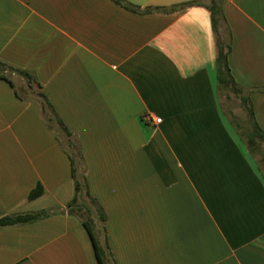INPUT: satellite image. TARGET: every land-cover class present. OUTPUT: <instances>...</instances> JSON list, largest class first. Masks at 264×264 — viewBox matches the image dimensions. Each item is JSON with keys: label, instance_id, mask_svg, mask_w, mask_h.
Wrapping results in <instances>:
<instances>
[{"label": "crops", "instance_id": "1", "mask_svg": "<svg viewBox=\"0 0 264 264\" xmlns=\"http://www.w3.org/2000/svg\"><path fill=\"white\" fill-rule=\"evenodd\" d=\"M223 10L233 76L264 129V0H223ZM216 57L202 5L0 0V60L37 80L28 92L22 76L0 79V219L51 211L0 228V264H100L66 210L72 162L38 92L81 146L116 264H264V173L225 109Z\"/></svg>", "mask_w": 264, "mask_h": 264}, {"label": "trees", "instance_id": "2", "mask_svg": "<svg viewBox=\"0 0 264 264\" xmlns=\"http://www.w3.org/2000/svg\"><path fill=\"white\" fill-rule=\"evenodd\" d=\"M113 1L137 13L170 12L193 5H202L210 10L217 48L218 89L221 96L223 93L227 94L230 91L240 100L241 107L245 113L244 125L234 118H232V121L246 143L248 150L258 159L260 169L264 173V129L256 119L254 107L249 97V90L236 82L231 70L229 55L233 47V35L224 14L223 0H190L169 7L147 6L145 8L132 4L128 0ZM13 74L25 78V86L28 92L33 88V83H37L36 78L28 70L16 68L0 60V79H6L15 86L12 79ZM16 92L18 96L23 98L19 90L16 89ZM37 95L39 96L42 114L48 127L55 130L57 138L71 158L72 173L75 179V195L67 204L66 210L82 220L92 237L96 256L100 264H116L107 241V214L97 198L90 192L84 171V157L81 146L73 132L57 115L47 96L42 92H38ZM81 167L83 168L82 171H80ZM41 193L42 187L39 185L32 190L30 199L38 197ZM50 213V210H40L8 215L0 219V228L32 222ZM99 233L104 236L102 239L99 237ZM109 258L110 262H108Z\"/></svg>", "mask_w": 264, "mask_h": 264}, {"label": "rangeland", "instance_id": "3", "mask_svg": "<svg viewBox=\"0 0 264 264\" xmlns=\"http://www.w3.org/2000/svg\"><path fill=\"white\" fill-rule=\"evenodd\" d=\"M228 96L231 99L230 103H228L229 101L226 99ZM222 101L224 102L225 109L230 111V116L244 125L245 113L241 107L240 101H238L237 96L234 93L228 91L227 94H222Z\"/></svg>", "mask_w": 264, "mask_h": 264}, {"label": "built area", "instance_id": "4", "mask_svg": "<svg viewBox=\"0 0 264 264\" xmlns=\"http://www.w3.org/2000/svg\"><path fill=\"white\" fill-rule=\"evenodd\" d=\"M151 120H152L155 124H159V123L162 121V118L152 117Z\"/></svg>", "mask_w": 264, "mask_h": 264}]
</instances>
